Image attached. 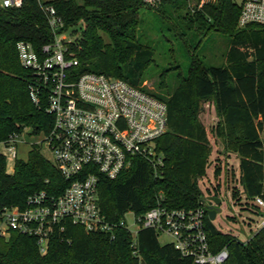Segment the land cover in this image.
Returning a JSON list of instances; mask_svg holds the SVG:
<instances>
[{
  "label": "trees",
  "instance_id": "trees-1",
  "mask_svg": "<svg viewBox=\"0 0 264 264\" xmlns=\"http://www.w3.org/2000/svg\"><path fill=\"white\" fill-rule=\"evenodd\" d=\"M45 4L54 7L62 20L58 33H79L67 44L78 59V72L103 73L139 85L153 58V48L139 41L140 10L146 7L141 0H47ZM188 6L182 0H163L158 7L172 9L178 20L172 23L175 35L192 30L200 35L208 31L230 35L226 64L205 66L192 57L186 75H178V84L166 97L151 92L167 107V130L154 141L161 163L153 166L137 155L114 179L99 175L98 204L111 221L127 211L141 215L158 202L166 208L200 203L198 182L209 178L214 159L208 130L197 118V110L201 101L210 98L220 119L214 132L223 147L238 156L242 193L264 199V26L238 27L240 7L235 0H216L194 12ZM19 40L29 42L38 53L53 40L38 0H23L18 8L0 6V139L25 128L28 136L46 133L53 121L44 110V100L35 105L30 99L29 72L17 57ZM67 184L39 145H31L26 160L16 159L11 172L0 155V205H22L39 190L59 194ZM205 231L212 250L227 249L224 264H264V228L242 242L218 230L206 216ZM113 233V238L104 232L86 233L67 221L43 253L34 238L12 233L0 237V264H198L182 256L172 243L161 244L153 229H139L134 246L123 227H115Z\"/></svg>",
  "mask_w": 264,
  "mask_h": 264
},
{
  "label": "built area",
  "instance_id": "built-area-1",
  "mask_svg": "<svg viewBox=\"0 0 264 264\" xmlns=\"http://www.w3.org/2000/svg\"><path fill=\"white\" fill-rule=\"evenodd\" d=\"M46 1L38 0V3L53 32V40L42 45L39 53L29 42L19 40L16 51L20 65L29 72L30 99L35 105L44 100V110L53 119L49 131L42 133V139L36 144L47 145L52 164L68 184L59 194L39 190L29 194L22 205H0V237L7 238L12 233L32 237L43 253L49 239L56 230H62L67 221L86 233L104 232L110 238L114 237L115 227H123L131 235L132 246L138 230L150 228L171 236L174 248L198 264H224L227 249L212 250L205 231L211 196H203L197 206L190 208H166L158 202L141 215L127 211L117 221L107 219L101 211L97 198L99 175L114 179L137 155L153 166L161 163L154 141L167 130L166 103L122 78L78 72V59L67 46L73 38L57 32L62 20ZM141 1L146 7H158L163 0ZM182 1L201 8L216 0ZM235 1L240 7L238 27L264 26V0ZM22 2L0 0V6L18 8ZM27 130L13 131L0 139V155L5 159V167L8 161L14 164L18 159L16 147L25 143L23 137ZM241 195L252 214L259 216L253 232L264 228V199ZM128 212L132 213L131 223L124 219Z\"/></svg>",
  "mask_w": 264,
  "mask_h": 264
},
{
  "label": "rangeland",
  "instance_id": "rangeland-1",
  "mask_svg": "<svg viewBox=\"0 0 264 264\" xmlns=\"http://www.w3.org/2000/svg\"><path fill=\"white\" fill-rule=\"evenodd\" d=\"M187 8L191 12L200 9L197 5H189ZM171 10L170 7H143L140 10L139 41L153 48V58L144 69L139 86L162 97H166L176 87L179 74L186 75L192 57L205 66L225 65V54L232 40L230 35L215 31L200 35L198 30H192L184 36L175 35L172 23L177 24L178 20L175 19V14L170 13ZM66 34L71 38L79 35ZM103 37L106 40L104 35ZM197 118L208 130L212 146L211 158L214 159L212 168L208 171L209 178L199 179L198 185L203 196L217 193L218 196L215 197L221 199L218 205L220 211L216 212L214 219L210 221L218 230L244 241L253 233L254 222L258 221L259 216L252 214L249 204L241 195L243 189L237 154L231 149H225L222 138L214 132L220 119L214 109L213 98L200 102ZM23 138L25 143L16 147L17 158L26 160L31 145H38L36 142L42 139V135H24ZM40 152L52 163L51 152L45 143L41 145ZM213 166L218 167L217 172H214ZM12 169L13 163L8 161L6 171L11 172ZM216 185L218 188L214 190ZM124 219L131 223L132 213H126ZM157 238L161 244L172 241L171 236L164 232L159 233Z\"/></svg>",
  "mask_w": 264,
  "mask_h": 264
},
{
  "label": "water",
  "instance_id": "water-1",
  "mask_svg": "<svg viewBox=\"0 0 264 264\" xmlns=\"http://www.w3.org/2000/svg\"><path fill=\"white\" fill-rule=\"evenodd\" d=\"M221 203V199L215 196L209 197V203L207 205L208 217L210 220L214 219L216 212L220 211L218 205Z\"/></svg>",
  "mask_w": 264,
  "mask_h": 264
}]
</instances>
